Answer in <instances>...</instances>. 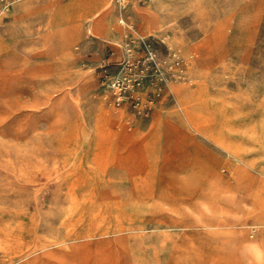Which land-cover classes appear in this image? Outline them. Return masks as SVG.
I'll return each mask as SVG.
<instances>
[{
  "label": "rangeland",
  "instance_id": "rangeland-1",
  "mask_svg": "<svg viewBox=\"0 0 264 264\" xmlns=\"http://www.w3.org/2000/svg\"><path fill=\"white\" fill-rule=\"evenodd\" d=\"M119 6L0 0V264H264V0ZM129 38L183 59L148 117Z\"/></svg>",
  "mask_w": 264,
  "mask_h": 264
},
{
  "label": "built area",
  "instance_id": "built-area-1",
  "mask_svg": "<svg viewBox=\"0 0 264 264\" xmlns=\"http://www.w3.org/2000/svg\"><path fill=\"white\" fill-rule=\"evenodd\" d=\"M119 4L125 8V0H119ZM120 22L126 24L124 18ZM124 51L120 73L107 84L111 100L117 108L148 117L155 102L169 90V82L183 77V59L175 54L171 62L161 61L152 49H142L132 38L127 40ZM150 85L153 90H149Z\"/></svg>",
  "mask_w": 264,
  "mask_h": 264
},
{
  "label": "bare ground",
  "instance_id": "bare-ground-1",
  "mask_svg": "<svg viewBox=\"0 0 264 264\" xmlns=\"http://www.w3.org/2000/svg\"><path fill=\"white\" fill-rule=\"evenodd\" d=\"M218 190L217 188L213 190V194H211L212 196L211 198H215L217 196ZM255 226L257 228L256 230L257 234L255 237L253 236V240H251V243L248 244V250L254 255L255 259L259 263H264V238L262 240V238L259 236V233L264 231V221L261 222L260 220V222L255 223Z\"/></svg>",
  "mask_w": 264,
  "mask_h": 264
},
{
  "label": "crops",
  "instance_id": "crops-1",
  "mask_svg": "<svg viewBox=\"0 0 264 264\" xmlns=\"http://www.w3.org/2000/svg\"><path fill=\"white\" fill-rule=\"evenodd\" d=\"M196 205H197V204H195V205H192V206H194V207H195ZM252 237H253V236H252ZM246 247H247V249H248V244L246 245Z\"/></svg>",
  "mask_w": 264,
  "mask_h": 264
}]
</instances>
